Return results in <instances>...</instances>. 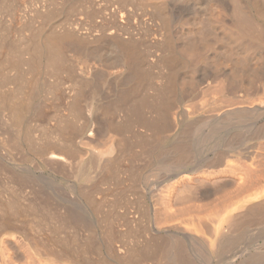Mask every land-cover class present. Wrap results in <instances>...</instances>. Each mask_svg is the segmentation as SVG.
Returning a JSON list of instances; mask_svg holds the SVG:
<instances>
[{"label":"rangeland","instance_id":"obj_1","mask_svg":"<svg viewBox=\"0 0 264 264\" xmlns=\"http://www.w3.org/2000/svg\"><path fill=\"white\" fill-rule=\"evenodd\" d=\"M214 1L220 6L224 3L229 8L232 5H240L241 1L240 6H244L242 8L249 7L250 10L247 8V11H244L251 12L252 15H248L253 16V20L264 23V0ZM219 1L223 3L220 4ZM184 2H177L170 10L174 21L179 17L190 18L196 11H202L208 2L213 5L212 0H200L199 5L196 0ZM258 5L261 7L256 8ZM157 8L153 0H0V112H7L8 108L16 103L23 107L22 117L13 127L4 122L3 124L0 119V142L4 138L3 141L9 143L5 145L8 149L4 146L5 149L1 150L4 158L7 159L8 155V159L0 158V165L4 162V165L0 166V223L3 222L0 226H6L0 227V232L3 230L0 243H3L4 235L15 232L20 241L23 239L28 246L27 249L23 242H19L22 260L33 250L28 242V238H32L36 242L39 240L41 243H38L43 247L49 244L44 248H47V251L49 247L54 249L50 251L54 252L59 260L61 258L62 261L57 260L63 264L153 263L156 254L151 253H155L154 249L162 244V239L159 240V235L147 234L149 228L145 226V199L140 177L146 167L143 162L150 158H143L138 153L145 147L148 149L153 146L152 143L155 144L159 135H176L180 131L179 119L173 115L178 108V104L173 101L176 102V99H172L176 95L173 92L175 89L167 86L171 83L173 72L163 58L170 53L164 34L167 27L164 29L165 25L161 24L162 17L159 16L160 9ZM170 22H173L172 18ZM54 37L57 41L60 39L57 62L52 61L56 53V48H52L55 46L54 42L51 41ZM128 48L134 56L131 68L135 82L131 83L132 86H128L131 80L127 84L117 86V90H114L115 87L103 88L100 83L97 84L106 78L110 70L119 68L115 60L121 50ZM97 50L99 54H96ZM93 74H98V79ZM104 74L106 76L101 78ZM219 85H214L212 90L220 87ZM94 88L102 90L100 93L96 90L97 99L93 96L96 95ZM113 90L115 93L111 92ZM120 90L126 92L122 94ZM211 91H208L206 97L209 99V105L215 101V109L211 108L212 105L208 111L205 106H197L195 111L190 103L186 122H193L197 114L207 115L222 108L220 102L224 104L228 97L222 100V95L217 91V94L213 95L215 92ZM88 92H93L92 96ZM104 92L108 93V97ZM217 95L221 99L219 104ZM87 96H90V99ZM208 96L212 99L211 103ZM199 109H203V112ZM166 120L169 123L165 122ZM211 125L215 127L214 130ZM246 126L244 124L241 128L233 127L229 133L219 129L220 125L212 121L194 130L196 133L191 131L189 135H209V129L210 132L214 131L210 135H215L217 128L219 131L216 135H232L233 129L235 132L241 131L244 135H249V132L245 131ZM95 131L98 132L97 135L94 134ZM3 141L0 144L4 145ZM10 147L13 149L9 150ZM52 151L59 152L65 158L56 161L48 158ZM91 151L96 158L91 157ZM141 157L145 159L143 162L139 161ZM104 158H107L106 162L103 161ZM93 159H100L105 164L98 169L94 168L93 172L90 168L92 175L89 173L90 175L81 177L74 174L73 170L78 164H87L88 161H94ZM106 164H109L108 167ZM11 171L15 172V175ZM21 173L30 175H26L30 181L23 179L25 175L22 176ZM17 174L21 175L22 179ZM15 180L22 186L18 187L14 183ZM24 183L31 185L25 186ZM34 188L38 192H34ZM43 199H46V202ZM37 202H40L38 205H43L40 206L42 209ZM64 207H68L69 212ZM60 212H63L65 220L70 221H61ZM71 212L73 218L74 212L79 216L76 219L75 214V220L78 222L72 221L76 222L72 224L74 226H70L71 219L73 220L71 216L64 217ZM2 214L9 219L1 218ZM58 214H61L60 219L57 218L60 217ZM4 219L10 224L14 223L12 227L15 225V228H11L10 224L9 227L5 225ZM67 223H70L69 227ZM261 229L264 230V226L258 231ZM200 235L204 237L200 233L198 238L205 241L207 236L202 238ZM249 238L248 234L242 235L236 247L240 249L246 243H251ZM1 244L0 250L5 251L9 247L6 245V248L3 246L2 249L1 246L5 245V242ZM6 251L11 252L10 249ZM66 256H69L70 260L66 259ZM10 257L8 255V258ZM8 258L5 262H9ZM27 259H14L10 262L19 264V261L26 264ZM216 259L207 264L227 263L226 257H223V262ZM29 260H32L30 264L39 262L32 258ZM198 261L199 264H206V261Z\"/></svg>","mask_w":264,"mask_h":264},{"label":"bare ground","instance_id":"obj_2","mask_svg":"<svg viewBox=\"0 0 264 264\" xmlns=\"http://www.w3.org/2000/svg\"><path fill=\"white\" fill-rule=\"evenodd\" d=\"M153 1L156 2V6L160 9L158 13L160 14L159 16L162 17L161 22L163 23L161 24L165 25L164 29L167 27L164 34L165 37H167L165 40L166 44H168L170 53L166 55V58H163L164 62L173 72L171 83H168L167 86L169 85L171 89H175L172 91L175 92L176 95L172 99H176V102L175 100L173 101L178 104V108H176V112H173V115L175 118L177 117V120L179 119L180 131H178L176 135H159L157 140L153 137L154 140H156L155 144L152 143L153 146L150 148L148 147V149L145 147L143 151L140 150L141 153H138V155L140 154L139 156L143 158H150V160L147 158L149 161L142 157V159L139 160L141 162L145 160L146 163V165H144L145 163L143 162V166L146 167L144 168L145 170L142 171V174L140 172V181L142 184L141 189H143L144 194L143 198L145 199L144 207L146 213L144 214H146V216L144 219L147 221V225L145 226H148L150 230H148L147 234L153 233L161 236L160 239L158 238L159 240L162 239V244L157 241L161 244L159 247H156V249L152 248L155 253L151 254H156L155 258H152L153 261L151 260L153 262L152 264H199L198 260L206 261L205 263L207 264L214 258H217L216 260L219 262L223 257L228 259H225L227 263L224 262V264H264V230L261 229L258 231L261 226H264L262 225L264 224V23H258L253 20V16L251 17L248 15L251 12H246L249 7L246 6L242 8L244 6H240L242 4L241 1L240 5L235 3L237 4L235 5L237 7L236 9L233 8L235 7L233 5L231 9L229 6L226 7L227 5L223 2L219 1L220 4L223 3L222 6L224 8L217 5L218 3L212 0L213 5H209L208 2L202 11H196L190 18L184 19L179 17V19H177V16L175 17L177 21L173 20L174 16L172 17L170 10L172 7H175L174 5L177 4V2H188V0ZM196 2L198 5L201 3L200 0H196ZM254 7L255 6H253V8ZM258 7L261 6H256V8ZM262 8H264V6ZM245 9L246 11H244ZM255 15L257 18V13ZM183 17H187V15H183ZM171 18L173 22L169 23ZM51 41L52 43L54 42L53 44L55 45L52 48H56V53L52 61L57 62L60 50L58 41H60V39L57 41L55 38ZM163 42L165 41L163 40ZM98 50L96 54H99ZM133 57L131 49L121 50L115 60L119 68L110 70L107 76L104 74L101 78L105 76L106 78L100 81L97 80V84L100 83L99 85L103 88L110 87L114 89L115 87L114 90H117V86L125 83L127 84L128 81L131 80L128 84V86L131 87L133 82H135L133 79V69L131 68ZM93 70L95 71V68ZM91 72L93 73V71ZM94 74H96V71ZM97 75H94L95 78ZM93 82H95V80ZM218 83L220 87L212 90L214 85L217 84L218 86ZM123 89H125V87H123ZM93 90L96 94L95 88ZM100 90L99 93L102 92V90ZM114 90L111 92L115 93ZM209 90H212L211 93L215 92L213 95H216L217 91L222 95V100H224L226 96L228 97L224 104L220 102L222 108L217 111H211L207 115L197 114L193 122L190 123V120L188 121L189 123L186 122L190 103L193 105L195 111L197 106L202 108L205 106L207 107L206 111H208V109L211 110L213 105H215V101L211 104L212 106L208 103L209 99L206 96ZM91 91L89 90V92ZM123 92L126 91L124 90ZM92 94H90V96H92ZM106 94L108 95L107 92ZM106 94L104 92L105 96H107ZM93 96L96 98L98 95L96 94ZM210 96H212V94ZM89 97L87 96L88 99H90ZM213 97L215 98V96ZM87 98L86 100H88ZM167 98L169 99V96ZM214 98L213 100H215ZM216 98H219L218 95ZM76 99H74V101ZM220 100L219 98L217 100L218 102H216L219 104ZM91 101L92 100H90V102ZM211 101L212 99L210 103ZM194 106L196 107L194 108ZM213 108L215 109V106ZM2 112H0L2 123L4 122L7 126L10 125L13 127L20 120V117H22L23 107L21 104L16 103L10 106L7 112ZM201 112H203V109ZM204 113L206 112L204 111ZM166 118L167 117H165V119ZM167 119H169V117ZM212 121L218 123V125H220L219 129L224 130V132L231 131L230 129L233 127L241 128L245 124V126L247 125L245 127L246 129L243 127V130H247L249 135H244L241 131L235 132L234 129L232 135H216L219 131L217 130L218 128L215 130L217 131V133L215 132L216 134L214 133L215 135H210L215 128H213V125H211L212 128L210 127L213 129L211 132L209 129V135H189L191 131H196L201 126ZM165 122L169 123L167 120ZM165 125L168 126L166 123ZM96 131L95 133L93 132L95 135L98 133ZM93 133H88V135H94ZM9 141L11 140L9 139ZM6 142L7 141H3V143H5L4 145L0 144L1 159L4 158L1 150L3 151L5 147L8 149V146L5 145L9 143L7 144ZM12 149L10 147L9 150ZM4 152L6 151L4 150ZM4 154L6 155L7 152ZM92 154L93 152L91 151V155ZM91 157L93 158L95 155ZM91 157L89 158L90 160H92ZM48 158L56 161L63 160L65 156L59 152L52 151ZM136 158L138 157L136 156ZM100 159H102V157ZM100 159H93L94 161H88L87 164H78L73 170L75 171L74 174L81 177L88 176L89 173L91 174L96 168L98 169L103 166L105 164L104 162L107 161V158H104V162ZM108 162L110 163V161ZM0 163H2V161ZM1 165L3 166L4 162ZM106 165L108 167L109 164ZM154 165H157V168L154 167ZM7 167H9V165ZM90 168H92V172H90ZM160 171L161 173H159ZM13 174L15 175V172ZM18 174L17 176H19ZM21 175L23 176L25 174L21 173ZM21 175L19 176L20 179L23 178L30 181L29 178H26L27 174L22 178ZM27 176L30 177V175ZM16 181L17 180H15L14 183H16ZM31 181L33 182V179ZM17 185L18 187L22 186L21 184ZM28 185H31V183L25 184V186ZM38 187H40L41 190L39 183ZM36 191L38 192V190L34 192ZM37 194L38 193H36V195ZM54 194L57 195L55 192ZM39 203L37 202V205ZM33 204L32 206H35ZM28 206L32 207L30 204H28ZM38 206L41 208L43 205L41 206L40 204ZM70 206L69 208H72ZM34 208L32 211H34ZM45 208L47 209V207ZM67 208H65L66 211ZM36 211L39 214L38 210ZM43 211L44 210H41V212ZM43 213L45 214L46 212ZM61 214L62 218L59 214L58 216L60 217L57 218H61V221H63V212ZM73 214L74 218L72 217V212L70 215H64V217L67 216L68 218V216H71V218H73V220L71 219V224L69 223L70 226H74L72 224L76 222L72 221L75 220L76 216V219L79 217L75 212ZM2 217L3 214L1 218ZM3 218L6 220L9 219L5 216ZM6 220L4 221L5 225L9 227L10 223ZM65 221H67V219ZM75 221L78 222V220ZM12 224L14 223L11 222V228L14 229L15 225L12 227ZM69 224L67 223L68 227ZM5 227L2 226L1 228ZM2 232L3 230L0 234ZM200 233H202L204 237L207 236V238H204L200 235L202 238L206 239L205 241L198 238L197 235ZM246 234L250 237L249 242L252 244L248 242L249 244L246 243L244 247L240 249L237 248L236 245L240 243V237ZM57 238H59V236ZM28 239L33 250H31L32 252L29 256L27 255L24 257L25 259L28 257L30 259H36L37 261L34 260L35 262H40L36 264H63L59 262L61 258L59 260L56 258V255H54V252H51L54 249L51 250L49 247L47 251V248H44L49 244L43 247L39 244L41 243L39 240H37L38 243L33 241L35 239ZM65 240L67 239L65 238ZM2 241L3 243L5 242V245L0 243L2 249H4L3 246L6 248V245H9L5 251L0 250V261L2 264H14L15 261L11 263L14 259H19V261L25 260H22V252H20L21 244L19 242H23L24 245L25 243L23 239L20 241V237L15 232L8 233L7 236L4 235ZM42 245H44V243ZM153 246L155 247L154 244ZM27 247L28 246H26V248ZM8 249H10L11 252L6 251ZM23 250H25V248ZM29 251H27L28 254L30 253ZM6 252L9 257L11 255L10 258L6 255ZM122 252H124V250ZM146 256L148 257V255ZM12 257L14 259H11ZM68 257L66 256L65 258L68 259ZM6 258L10 259L11 262L10 260V263L8 260L5 262ZM29 258L27 259V263H24L30 264L29 262L32 260H29ZM19 261L18 263L22 264V262L20 263Z\"/></svg>","mask_w":264,"mask_h":264}]
</instances>
